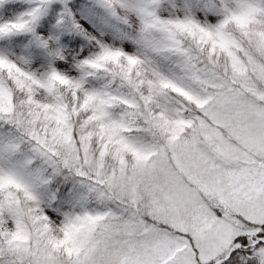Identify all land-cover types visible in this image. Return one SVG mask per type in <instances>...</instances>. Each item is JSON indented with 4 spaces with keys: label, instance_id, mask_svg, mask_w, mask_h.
I'll return each instance as SVG.
<instances>
[{
    "label": "snow or ice",
    "instance_id": "1",
    "mask_svg": "<svg viewBox=\"0 0 264 264\" xmlns=\"http://www.w3.org/2000/svg\"><path fill=\"white\" fill-rule=\"evenodd\" d=\"M0 264H264V0H0Z\"/></svg>",
    "mask_w": 264,
    "mask_h": 264
}]
</instances>
